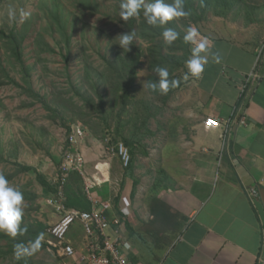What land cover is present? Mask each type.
<instances>
[{
    "label": "crops",
    "instance_id": "crops-1",
    "mask_svg": "<svg viewBox=\"0 0 264 264\" xmlns=\"http://www.w3.org/2000/svg\"><path fill=\"white\" fill-rule=\"evenodd\" d=\"M256 24L244 36L207 38L219 62L209 55L200 77L188 75L167 97L165 104L178 100L180 108L170 136H149V147L145 136H117L132 143L125 145L134 153L132 172L154 173L151 182L128 181L116 156L98 152L108 180L92 189L111 202L110 215L125 217L132 264H264V26L254 36ZM233 114L245 126L235 120L228 134L204 128L206 118L224 124ZM80 148L94 176L96 155ZM137 157L150 164L142 159L136 169ZM250 188L259 193L253 201ZM70 239L80 250L85 237Z\"/></svg>",
    "mask_w": 264,
    "mask_h": 264
},
{
    "label": "rangeland",
    "instance_id": "rangeland-1",
    "mask_svg": "<svg viewBox=\"0 0 264 264\" xmlns=\"http://www.w3.org/2000/svg\"><path fill=\"white\" fill-rule=\"evenodd\" d=\"M76 1L66 0L56 8L52 0H0V29L7 32L14 27L26 33L23 43L24 59L28 61V65L36 64L29 78L31 89L43 96L46 102H51L50 106L58 113L56 116L47 112L39 103L28 106L33 100L15 85L0 87V151L4 161L0 163V173L6 176L10 185L23 193L24 219L30 223L38 222L45 225V234L48 227L59 218V213L52 202L53 195H46L43 192L34 175L17 173L18 164L35 168L49 182L55 184L60 162L67 147L65 128L69 124L84 128L85 137L78 148L80 151L81 146L90 150L91 154L96 155L94 159L98 162L101 160V154L97 156L99 151L107 155L110 147L122 143L117 136H145L147 140L144 142L149 147L151 142L149 136H170L173 128L170 124L178 123L180 118L178 100L165 104L162 102L163 95H150L143 86L148 82L149 76L158 79L159 77L148 70L147 44L141 40L134 39L136 45L141 46L143 54L139 58L136 75L124 107L120 83L107 84L105 81L103 85H96L95 89L90 87V84L96 82V76H87L86 65L101 70V57L105 55L108 59H113L118 51L119 35L122 34L120 14L117 16L120 7L116 4L117 0H95L98 12L85 22H79L74 19ZM10 8L16 9L17 14L20 9L30 12L28 19L31 21L27 19L23 24L10 21L8 18ZM54 10L69 17L70 26L67 34L71 37L68 47L60 35H50L46 29L51 25L50 12ZM205 17V21L191 26L196 29L198 35L196 40L190 43V49L203 38L224 37L230 32L244 36L246 34L244 28L252 21L257 23V29L252 31V34L257 36L264 26V0H238L235 6L230 8L226 18L216 17L210 12L206 13ZM36 37L43 38L52 48L51 52L41 54V60L33 58ZM258 47V50L263 51L261 46ZM166 51L168 50L165 49ZM177 54L176 56L181 55ZM63 56H67L66 61ZM260 56L259 53L258 60ZM0 63L18 84H24L18 67H11L14 60L8 59L1 42ZM175 73L169 80L178 81L177 86L180 88L181 83L184 84L186 81V72L181 68ZM172 89L170 87L169 90ZM74 90L92 100L97 107L84 106ZM99 97L102 98V103L98 106ZM57 103L62 105L53 106ZM136 159L137 169L142 164V159L150 164L151 158ZM87 168L88 166L87 182L93 183ZM154 175L133 173L130 168L124 169V176L128 181L141 179L148 184ZM83 182L84 189L85 181ZM91 196L96 198L94 189L91 190ZM71 231L73 239L76 240L84 235L78 224L73 225ZM30 255L33 264L65 263L49 253L41 244Z\"/></svg>",
    "mask_w": 264,
    "mask_h": 264
},
{
    "label": "trees",
    "instance_id": "trees-1",
    "mask_svg": "<svg viewBox=\"0 0 264 264\" xmlns=\"http://www.w3.org/2000/svg\"><path fill=\"white\" fill-rule=\"evenodd\" d=\"M117 1L118 2L116 4H118V6L120 7L122 1ZM52 2L54 4V7L56 8H59V5L62 3L61 0H52ZM166 2H171V0H166ZM237 2L238 0H185V10L190 11L191 14L188 17L176 18L168 22L167 26L173 28L179 34L178 38L171 45H166L163 42L161 36L163 29L160 26L153 27L147 24L146 18L143 17L142 11L140 15L132 17L126 21L121 18L120 24H122V28H120V31L122 32V34L127 32H134V39L141 40L142 42L147 44L146 52L149 57L148 70L151 73H155L154 69L157 66L166 67L169 71L168 79H170L173 77L175 72L184 67L186 61L191 57L190 43H185L183 40L186 30L189 27L200 23L201 21H205V16L208 12L216 17L226 18L230 13V8L235 6ZM97 9L98 4H96L95 0H77L74 6V19L79 22H85L89 17H91L93 14L95 15L96 12H98ZM117 13V16H119L120 10ZM50 20L51 25L50 27L46 28L47 31L50 32V35H60L61 38H63V43H65L66 47H68L71 37L67 34V30L70 26L68 15H65V13L63 12L54 10L53 12H50ZM27 21H31V19H28ZM25 39L26 33L18 30L17 28L12 27L8 29L7 32L0 29V42L4 46L5 52L8 55V59L14 60V64L11 67H18L21 79L24 83L23 85L18 84L9 75V73L6 72L5 68L0 63V87L15 85L18 89L21 90V92H23V94H26L33 100L30 104H28V106H31L33 103H39L47 112H50L51 114L57 116V111L50 106L51 102H49V104L44 100L43 96H40L38 93H34L31 89L29 78L31 76V73L35 70L36 64L28 65V61H25L24 59L23 43ZM34 41V59L41 60V54L43 52L52 51V48L48 45L47 42L43 40V38L36 37ZM165 49H167L168 51L165 52ZM177 53H181V55L176 56L178 55ZM142 54L143 50L141 46H137L136 42L133 40L132 44L130 45V49L127 52L125 49H122L120 46H118V51H116L113 59H108L105 55L102 56V64L100 66L101 70L86 65L87 76H96V82L90 84V87L95 89L96 85H103L105 81L107 82V84L112 82L118 85L120 83L122 91L121 100L123 104L122 106L124 107V102L129 95L131 84L136 75V67L139 63V58L142 57ZM63 59L64 61H66L67 56H63ZM158 80L159 79L155 76L148 77V82H158ZM177 89H179L178 86L173 88L172 90H169L166 95H163L162 102L165 103L167 97ZM75 92L78 98L83 101L84 106H87L88 108L97 107V105L95 106L92 100L84 97L81 93H77V91ZM149 93L154 96H157L158 94L151 91H149ZM99 98L100 100L98 106L102 103V98ZM58 105L62 104L57 103L53 106ZM69 125L65 128L67 135L70 130ZM123 144L132 145L131 142L126 140H123ZM130 155H134V153L131 152ZM132 161L133 157H131V163L127 168H125V170H128L129 168L131 169ZM3 162V156L0 151V163ZM17 173L34 175L37 183L46 195L54 196L56 194L54 185L49 182L35 168L18 164ZM56 179H58V177H56ZM83 185L84 182L82 177L76 172L71 173L64 188V206L67 209H78L81 211L90 210L91 205L86 198ZM21 226L25 227L27 231L18 234L16 237H11L4 232H0V264H33L30 254H26L20 259H17L16 246L18 244H23L26 248H30L32 246V243L36 241L37 238H39L41 246L43 248H46V243L42 242L44 241V238L46 236L45 225L38 222H27L24 217H22Z\"/></svg>",
    "mask_w": 264,
    "mask_h": 264
},
{
    "label": "built area",
    "instance_id": "built-area-1",
    "mask_svg": "<svg viewBox=\"0 0 264 264\" xmlns=\"http://www.w3.org/2000/svg\"><path fill=\"white\" fill-rule=\"evenodd\" d=\"M245 87L244 84L242 92H244ZM235 120L238 126H245L246 124L244 116L236 117L233 114L224 124L215 118H206L204 128L206 130L223 128L224 133L228 134ZM69 128L66 137L67 148L60 162L58 179L53 184L56 194L53 196L52 202L59 213V218L46 230L44 238L46 250L65 260L68 264H132L126 254L127 240L123 237L125 217L110 215L111 202L108 200L102 201L91 196V190L94 186L108 180L105 176V172L109 169L108 164L106 161L96 164L94 166L95 175L92 176L93 183H88L85 159L78 148L85 137V130L82 126L76 124H70ZM109 155L111 157L116 156L123 168H127L131 163L130 152L123 143H117L110 147L107 151V156ZM73 172L78 173L85 181L84 191L91 205L89 211L67 209L64 206V188ZM258 197L259 193L256 188L248 190L250 200L253 201ZM75 224H78L85 237L80 250L74 247L70 239L71 228Z\"/></svg>",
    "mask_w": 264,
    "mask_h": 264
},
{
    "label": "clouds",
    "instance_id": "clouds-1",
    "mask_svg": "<svg viewBox=\"0 0 264 264\" xmlns=\"http://www.w3.org/2000/svg\"><path fill=\"white\" fill-rule=\"evenodd\" d=\"M64 3V0H61ZM185 0H122L120 4V17L123 20H128L132 17L140 15L141 11L146 22L150 26H160L163 31L161 33L162 40L166 45H171L177 38L178 33L171 27H168V22L176 18L188 17L191 13L185 10ZM31 13L24 9L19 10L10 8L8 18L10 21L23 24ZM198 33L195 28L189 27L183 37L185 43H193L196 40ZM135 38L134 32H127L119 35L118 45L125 49L126 52L130 49ZM210 41L207 38L201 39L195 43L191 49V58L186 61L187 74L192 77L199 78L204 71V66L208 63L209 55L212 56L215 62H219V56L211 53ZM154 72L158 75V82H146L143 86L154 93L166 95L170 87L175 88L178 81L169 80V71L166 67L157 66ZM24 196L23 193L15 186L10 185L9 180L3 173H0V232H4L11 237H16L18 234L26 232L27 229L21 226L23 217ZM40 246V240L37 238L32 243L31 248H26L23 244L16 246V257L20 259L26 254H31Z\"/></svg>",
    "mask_w": 264,
    "mask_h": 264
}]
</instances>
